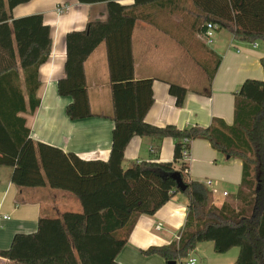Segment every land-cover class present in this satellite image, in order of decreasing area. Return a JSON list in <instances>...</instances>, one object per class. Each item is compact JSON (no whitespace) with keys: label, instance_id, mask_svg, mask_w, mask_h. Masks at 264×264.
<instances>
[{"label":"trees","instance_id":"trees-1","mask_svg":"<svg viewBox=\"0 0 264 264\" xmlns=\"http://www.w3.org/2000/svg\"><path fill=\"white\" fill-rule=\"evenodd\" d=\"M32 0H0V167L12 169L11 182L24 191L49 187L78 199L80 211L41 216L37 231L18 233L0 257L9 264H119L141 216H152L176 194L188 199V215L178 241L152 247L167 263L181 262L197 245L212 242L217 254L239 249L234 264H264V79L246 80L235 94L234 123L213 119L208 127L179 129L145 121L153 106V80L135 78L133 32L137 22L148 24L174 38L212 80L220 65L206 67L191 47L204 37L207 24L231 33L237 42H264V0H134L122 5L112 0H77L80 4L105 3L108 20L89 22L83 31L66 36L65 77L58 82L61 97H70V120L92 113L85 64L102 45L107 52L114 122L108 160H83L74 153L35 142L22 114L40 106L39 70L49 60L51 27L41 14L14 19L12 12ZM184 14L186 34L177 36L157 21L154 12ZM264 70V58L261 59ZM176 105L184 103L187 89L170 84ZM104 116V115H101ZM134 137L176 141L170 162L145 161L124 167L125 151ZM206 140L229 158L243 161V177L235 195L221 206L214 204L209 188L189 178L185 149ZM160 148L154 149L159 152ZM179 173L186 190L177 189L172 174Z\"/></svg>","mask_w":264,"mask_h":264},{"label":"crops","instance_id":"crops-1","mask_svg":"<svg viewBox=\"0 0 264 264\" xmlns=\"http://www.w3.org/2000/svg\"><path fill=\"white\" fill-rule=\"evenodd\" d=\"M112 1L128 5L134 0ZM37 14L43 15L45 24L51 27L53 46L49 60L39 70L40 106L34 114H22L31 137L35 142L74 153L83 160L106 161L112 148L114 122L108 118L113 108L105 46H100L85 64L89 104L92 113L97 116L70 120L67 107L72 99L61 97L57 87L59 80L65 77L67 34L85 30L89 22L107 21V6L105 3L80 4L77 0H32L15 8L12 17L18 19ZM149 27L148 24L137 22L133 32L135 78L153 80L154 103L145 121L159 127L174 125L179 129L195 125L208 127L213 119L233 125L235 94L246 80L264 79L261 66L264 42L256 43V47L237 42L225 30L216 31L210 44L204 41V37H197V43L206 45L214 57L221 59L210 86L207 72L182 46L184 53L174 51L173 60L170 56L169 60L163 62L157 49L166 48L171 40L162 37L165 33L159 30L152 32ZM177 45L180 47L178 42ZM203 53L207 56L203 65L213 68V56L204 50ZM188 67L196 70L191 78L179 72ZM169 71H173V77L175 75L180 80L162 76L171 77ZM173 83L187 89L181 107L176 105V99L169 93V86ZM175 143L172 138L158 141L149 137H134L126 148L124 167L145 161L170 162L173 160ZM157 147L160 148L158 153L154 151ZM188 163L189 178L209 188L216 206H221L227 197L237 193L243 177L241 159H228L214 150L208 141L195 140L191 145ZM11 175V168L0 167V251L10 248L16 234L36 232L41 216L80 211V202L73 195L56 192L49 187L21 191L11 182ZM187 215L188 199L178 193L154 215L141 216L117 257L118 263L168 264L157 255L146 256L144 251L178 241ZM189 255L197 259V264H234L239 249L217 254L212 242H204ZM9 263V260L0 257V264Z\"/></svg>","mask_w":264,"mask_h":264},{"label":"rangeland","instance_id":"rangeland-1","mask_svg":"<svg viewBox=\"0 0 264 264\" xmlns=\"http://www.w3.org/2000/svg\"><path fill=\"white\" fill-rule=\"evenodd\" d=\"M154 15L157 16V21L163 25L164 27H166L167 29L171 30L173 32V34L177 35V36H184L186 34V29L184 27V24L186 23L185 22V17H184V14L180 12V14H177V15H174V16H171L169 15L167 12L165 11H161V12H154ZM150 31L152 32H155L156 28H153V27H149L148 28ZM162 37H165L164 39H168L169 41L171 40V44L168 45L166 48L165 47H159L157 49V52H158V55L159 57H163V62H165L166 60H169V57L171 56L172 57V60H173V53L174 51H178L181 52V53H184V49H182V47L180 48L178 45H177V41L174 39V38H171L170 36L168 35H165V36H162ZM214 39V37H213ZM212 39V40H213ZM206 39H204L205 41ZM138 42V39H137V32H136V37H135V44H137ZM191 47L192 49L194 50V52H196V58L198 60H200L201 62H206L205 60L207 59L205 56V54L203 53L201 47H200V44L197 43V40H193L192 41V44H191ZM176 49V50H175ZM186 51V50H185ZM175 54V53H174ZM189 56V55H188ZM190 57V56H189ZM191 58V57H190ZM194 62V61H193ZM192 67H188L187 70L185 71H179V72H183L182 75H189L190 78L194 76V74H196V70H191ZM177 71H174V73H176ZM169 73L171 74V77H168L166 75H162L163 77L165 78H169L170 80L173 78V80H177L179 81L180 79H178L177 77H173V71H169ZM187 79V78H186Z\"/></svg>","mask_w":264,"mask_h":264},{"label":"built area","instance_id":"built-area-1","mask_svg":"<svg viewBox=\"0 0 264 264\" xmlns=\"http://www.w3.org/2000/svg\"><path fill=\"white\" fill-rule=\"evenodd\" d=\"M216 31H218V26L216 24H207V31L204 38L206 39L208 44L212 43V39ZM253 46L256 47L257 44L255 43L253 44ZM183 156L186 161H189L190 149H185V151L183 152ZM225 195H227V193H225ZM176 264H197V259L188 254V257L184 261L178 262Z\"/></svg>","mask_w":264,"mask_h":264},{"label":"water","instance_id":"water-1","mask_svg":"<svg viewBox=\"0 0 264 264\" xmlns=\"http://www.w3.org/2000/svg\"><path fill=\"white\" fill-rule=\"evenodd\" d=\"M229 159V157H228ZM172 178L176 181L177 183V189L181 192H184L186 190V185L183 182V179L179 173H174L172 174ZM168 264H176V262H169Z\"/></svg>","mask_w":264,"mask_h":264}]
</instances>
